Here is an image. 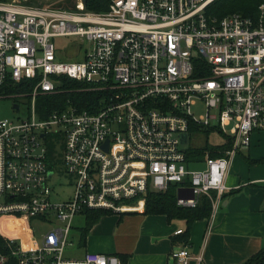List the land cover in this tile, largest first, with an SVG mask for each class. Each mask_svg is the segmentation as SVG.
<instances>
[{
  "label": "built area",
  "instance_id": "2783aa9c",
  "mask_svg": "<svg viewBox=\"0 0 264 264\" xmlns=\"http://www.w3.org/2000/svg\"><path fill=\"white\" fill-rule=\"evenodd\" d=\"M213 1L111 0L108 11L93 12L83 2L67 10L0 0V96L7 86H30L14 93L26 97V112L0 118V216L53 224L34 244L5 236L17 243V264H123L115 254L67 255L77 215L143 209L150 189L174 186L185 207L227 189L231 159L264 132V1L255 17L212 15ZM63 37L79 38L78 51L86 44L81 59L59 58L56 40ZM65 79L81 82L78 91L105 95L93 110L72 98L40 110L39 97L64 92ZM192 123L231 137L227 155L190 166L184 144ZM59 157L74 177L61 200L50 185ZM170 257L173 264L204 259L188 244Z\"/></svg>",
  "mask_w": 264,
  "mask_h": 264
},
{
  "label": "crops",
  "instance_id": "0c3cea01",
  "mask_svg": "<svg viewBox=\"0 0 264 264\" xmlns=\"http://www.w3.org/2000/svg\"><path fill=\"white\" fill-rule=\"evenodd\" d=\"M247 157L264 158V132H255L249 148L231 159L227 189L224 196L216 192L211 219L193 225L189 245L194 254L203 253L202 264H241L264 247V163L250 164ZM144 209L102 215L90 228L86 243L81 244L79 238V254L69 256L94 251L127 254L126 264H173L170 253L180 243L172 237L176 229H185V221L181 225L163 214H145ZM79 215L86 218L84 213ZM2 218L10 223L20 221L16 234L6 236L24 237L33 244L35 237L38 240L27 220Z\"/></svg>",
  "mask_w": 264,
  "mask_h": 264
},
{
  "label": "trees",
  "instance_id": "16d2710c",
  "mask_svg": "<svg viewBox=\"0 0 264 264\" xmlns=\"http://www.w3.org/2000/svg\"><path fill=\"white\" fill-rule=\"evenodd\" d=\"M8 1V0H5ZM85 9L93 12H106L110 8L111 0H83ZM264 0H214L208 12L218 17H224L231 13H240L244 16L255 17L259 11V5ZM83 85L77 80L65 79L60 86L66 89L64 92L42 95L39 97L38 106L40 110L51 112L55 109L66 106L68 98H72L74 102L80 104L83 109H95L92 103L98 102L101 96L105 95L99 90L78 91L75 88ZM74 89V90H73ZM7 92L25 93L30 90L29 85L7 86ZM190 136L194 139L205 135L209 137L211 131L219 132L225 135L226 140L223 143H212L208 140L201 144H192L186 148L187 162L190 166L200 165L207 155L212 157H223L227 155V150L232 147V139L217 127H206L200 124L192 123L190 126ZM54 147L51 148V153ZM250 164H263L264 158L252 159L247 157ZM213 194V195H212ZM216 191H212L211 195L203 194L200 201L193 207H185L177 202L176 188L173 186L166 191H157L150 189L145 195V214H163L169 221L176 219L184 220L186 227L180 234L174 235L172 240L174 243L189 245V239L193 225L198 220H210L213 212V200ZM224 196V193H223ZM110 211L100 209H87L84 211L86 215V225L81 228L80 243L85 244L90 228L102 217V215ZM17 243H10L8 238L0 233V256L4 255L6 261L0 264H17V258L13 255L12 250ZM118 256V255H117ZM120 256V255H119ZM123 264H126L127 254L119 257ZM241 264H264V247L258 252L250 256Z\"/></svg>",
  "mask_w": 264,
  "mask_h": 264
},
{
  "label": "rangeland",
  "instance_id": "374dc122",
  "mask_svg": "<svg viewBox=\"0 0 264 264\" xmlns=\"http://www.w3.org/2000/svg\"><path fill=\"white\" fill-rule=\"evenodd\" d=\"M8 1H14L17 3H21L28 6L33 7H52V8H58V9H67V10H76L77 4L83 2V0H8ZM85 5V4H84ZM79 39V38H78ZM77 38H58L56 41L61 44V48L63 49L61 54H59V58L62 60H74V59H81L85 54V46L84 43L83 50L78 51L77 49H74L73 44L74 41L78 40ZM80 41V39H79ZM80 52L78 56L72 57L74 52ZM26 97H17L14 96V94H11L8 92L5 96H0V118L9 117V118H17L18 116L23 115L26 112ZM21 103V108L15 107V103ZM204 113L203 109H199L198 114ZM216 123V121H213ZM202 137H199L197 139L192 138L189 136V141L184 144V146L188 147L192 144H201L205 142L206 140L212 142V143H223L226 140L225 135L218 133L216 131H211L209 137H206L205 135H201ZM58 153L61 156L62 155V149H58ZM202 167V166H201ZM55 169V176L50 179V185L53 187V192L56 198L59 200L65 199L68 197V194L71 192L73 184H74V177L69 175L66 172V169L62 163L61 158L56 161L54 165ZM211 195V193H210ZM213 195V194H212ZM217 193L214 196V199H216ZM142 202H144V199L141 198L139 204L143 207ZM144 211V210H143ZM49 216H55L54 214H50ZM175 222L180 223L181 225L184 224V222L180 219L174 220ZM20 221L14 220V222H9L3 220V218L0 216V233L4 236L6 235H15L16 229L18 228ZM56 223L60 224L59 221H56ZM73 228L70 234V241H74V246L69 245L67 248L66 253L68 255H78L80 252V247L78 245V241L81 234V228H83L86 225V218L82 215H79L75 218L73 223ZM35 235L38 237V240L40 241L42 239L43 234L52 227L53 224L49 223L46 220H41L38 218L32 219L31 223Z\"/></svg>",
  "mask_w": 264,
  "mask_h": 264
},
{
  "label": "water",
  "instance_id": "95a60500",
  "mask_svg": "<svg viewBox=\"0 0 264 264\" xmlns=\"http://www.w3.org/2000/svg\"><path fill=\"white\" fill-rule=\"evenodd\" d=\"M15 107H18V105L15 104ZM183 142H186V135L185 134L183 135Z\"/></svg>",
  "mask_w": 264,
  "mask_h": 264
}]
</instances>
